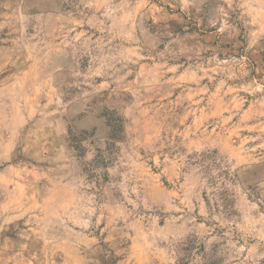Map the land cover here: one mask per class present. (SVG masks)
Listing matches in <instances>:
<instances>
[{
  "label": "rangeland",
  "instance_id": "1",
  "mask_svg": "<svg viewBox=\"0 0 264 264\" xmlns=\"http://www.w3.org/2000/svg\"><path fill=\"white\" fill-rule=\"evenodd\" d=\"M0 264H264V0H0Z\"/></svg>",
  "mask_w": 264,
  "mask_h": 264
}]
</instances>
